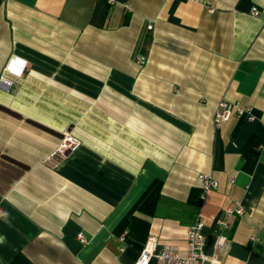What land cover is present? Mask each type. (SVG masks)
<instances>
[{
    "label": "crops",
    "instance_id": "obj_1",
    "mask_svg": "<svg viewBox=\"0 0 264 264\" xmlns=\"http://www.w3.org/2000/svg\"><path fill=\"white\" fill-rule=\"evenodd\" d=\"M0 207V264H133L198 215L218 264H264V0H0Z\"/></svg>",
    "mask_w": 264,
    "mask_h": 264
},
{
    "label": "built area",
    "instance_id": "obj_2",
    "mask_svg": "<svg viewBox=\"0 0 264 264\" xmlns=\"http://www.w3.org/2000/svg\"><path fill=\"white\" fill-rule=\"evenodd\" d=\"M113 0H110L112 2ZM200 1V0H191ZM212 10L211 7L208 8ZM259 10L256 6L250 8V14L257 15ZM13 60L10 61L7 68H11ZM6 83H8L7 80ZM247 113L248 118H253L251 108L248 105H240L236 102L228 100H220L215 106L213 112V124L219 126L222 122L229 119L232 114L241 115ZM81 144L80 139L70 130L62 132L61 138L57 145L52 148L42 159L47 166L54 167L58 165L68 153L75 151ZM201 185V196L217 186V181L207 173L199 175ZM4 210L0 207V215ZM242 207L239 203L233 207H225L219 215H215L212 220L214 224L215 240L214 246H221L227 239V235L223 232L228 227V218L232 214H241ZM204 221L201 215L188 225L186 231L185 247L183 250L178 248L162 245L159 246L155 236H148L133 264H218V260L213 254H207L204 250L205 236L203 233ZM219 230V231H218ZM79 239L84 241V237L80 234Z\"/></svg>",
    "mask_w": 264,
    "mask_h": 264
}]
</instances>
